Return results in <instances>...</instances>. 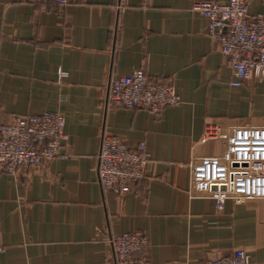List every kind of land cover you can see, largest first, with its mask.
Instances as JSON below:
<instances>
[{"label":"crops","instance_id":"1","mask_svg":"<svg viewBox=\"0 0 264 264\" xmlns=\"http://www.w3.org/2000/svg\"><path fill=\"white\" fill-rule=\"evenodd\" d=\"M118 1L0 0V125L44 112L66 122L62 157L0 173V264H115L110 236L133 231L146 234L151 264H204L237 248L264 264V199L218 206L190 193L192 160L225 148L201 143L208 125L264 127V73L232 85L192 10L223 0H130L123 12ZM248 3L264 13L263 0ZM140 68L173 84L181 104L161 116L107 106L110 80ZM104 132L131 150L146 144L145 176L127 194L99 185Z\"/></svg>","mask_w":264,"mask_h":264},{"label":"built area","instance_id":"2","mask_svg":"<svg viewBox=\"0 0 264 264\" xmlns=\"http://www.w3.org/2000/svg\"><path fill=\"white\" fill-rule=\"evenodd\" d=\"M65 8L71 0H47ZM130 0H119L115 10L123 12ZM146 4V3H143ZM248 0L198 1L192 10L207 20V34L233 69L234 87L264 73V13H249ZM264 4V0H263ZM67 73L60 70L59 78ZM107 106L144 108L156 116L168 107L181 104L173 84L151 82L143 68L111 79ZM65 118L60 112L24 116L0 125V173L16 175L22 168H35L62 157ZM220 140L225 148L220 155L195 158L190 163L194 197H208L218 206L231 200L242 204L264 199V127L224 128L210 124L201 143ZM146 144L136 150L114 134L104 132L98 154L97 176L104 193L131 191L130 184L141 180L149 162ZM115 264H151L147 256L148 238L144 232L112 234L109 238ZM4 247L0 241V251ZM140 256V257H137ZM249 254L235 249L232 254L204 264H250Z\"/></svg>","mask_w":264,"mask_h":264}]
</instances>
